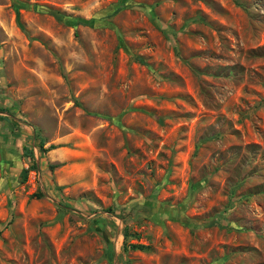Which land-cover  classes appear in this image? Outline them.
<instances>
[{"label":"rangeland","instance_id":"1","mask_svg":"<svg viewBox=\"0 0 264 264\" xmlns=\"http://www.w3.org/2000/svg\"><path fill=\"white\" fill-rule=\"evenodd\" d=\"M126 263L264 264V0H0V264Z\"/></svg>","mask_w":264,"mask_h":264},{"label":"trees","instance_id":"2","mask_svg":"<svg viewBox=\"0 0 264 264\" xmlns=\"http://www.w3.org/2000/svg\"><path fill=\"white\" fill-rule=\"evenodd\" d=\"M55 15H56V14H55ZM57 16H58V15H57ZM75 21H81V20H79V19H75ZM87 22H90V20H88ZM135 58H136L138 61L141 60L138 56H136ZM50 146H51V145H50ZM51 147H52V146H51ZM28 152H29V156H30V158H33V157H32V152H31L30 150H29ZM30 164H31L30 166H32L33 169L36 168V165H35L34 160H32ZM53 165H54V164H49V167H52ZM20 174H21V176L24 178V176H25V174H26V168L21 169ZM42 193H43V192H42L41 190H36V191L33 192V196L39 197V196L42 195ZM61 206H64V205H61ZM208 223H209V222H208ZM127 235H128L127 230H126V229H123V231H122V236L125 237V236H127ZM128 246H129L130 248H135V247H136V248H140L142 245L137 244V243H135V244L131 243V244H128ZM126 264H127V263H126Z\"/></svg>","mask_w":264,"mask_h":264}]
</instances>
